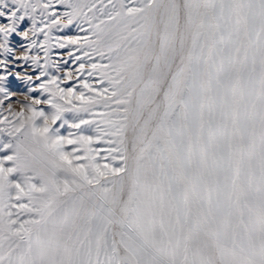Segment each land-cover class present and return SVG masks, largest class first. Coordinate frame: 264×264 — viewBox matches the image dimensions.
Returning <instances> with one entry per match:
<instances>
[{"label":"snow or ice","instance_id":"6c2138e0","mask_svg":"<svg viewBox=\"0 0 264 264\" xmlns=\"http://www.w3.org/2000/svg\"><path fill=\"white\" fill-rule=\"evenodd\" d=\"M57 2L0 0L39 70L0 120V264H264V0Z\"/></svg>","mask_w":264,"mask_h":264},{"label":"rangeland","instance_id":"374dc122","mask_svg":"<svg viewBox=\"0 0 264 264\" xmlns=\"http://www.w3.org/2000/svg\"><path fill=\"white\" fill-rule=\"evenodd\" d=\"M47 2V0H45ZM54 7L50 9V11H54L59 16L64 11H66L65 7L58 3L57 0H53ZM2 22V21H0ZM65 21H61V27H63ZM24 27V30H27V27H30V23L22 26ZM85 33L81 32L77 25L74 23L68 27H63V30H60L58 27H53L51 35L53 37L52 43L54 44L56 39H63L65 37L69 36H83ZM40 40H43V36L40 37ZM28 44V41H24L19 37L13 36L10 38L9 47L12 49L13 55H9L7 58L3 55H0V60L7 59L8 60V68L11 71L12 75H8V73L3 69L0 68V76H8V80L5 82V88L8 93V98H5L3 93H0V100L3 101L2 104H0V120H2L5 116H7L9 119H12L9 109L12 110V112H18L21 110V107L24 103H27L28 101H25L26 96H32L37 97L38 94L31 93L29 91V85L25 84L24 82L15 79L16 74L23 75L25 71H27L28 74H31L33 76L38 74L39 70H36V72H33L30 66L25 65L24 67H18V65L23 64L22 61L15 60V56L22 55L25 51V45ZM70 51H75L74 47L70 46L69 48H53L52 49V59L56 60L60 63V72L54 73L55 75H59L63 77L65 73L72 72L74 74V79L70 83L75 84L77 81L75 80L76 70L79 67V61H76L74 57H70L68 53ZM31 54H38L41 57H43V52L39 51L38 49L33 50ZM75 55H81L80 52H75ZM64 61H67V63H64ZM43 62V60L41 61ZM51 71V70H50ZM86 75V74H85ZM84 77H81V80H83ZM95 83L94 81H92ZM38 83V82H37ZM67 86V85H62ZM61 131L66 135L69 129L64 128L61 129ZM3 139H7L6 136L2 137ZM3 153H0V156H2Z\"/></svg>","mask_w":264,"mask_h":264}]
</instances>
